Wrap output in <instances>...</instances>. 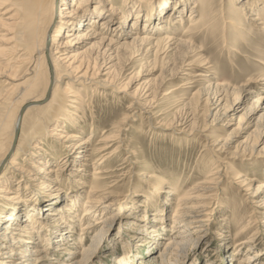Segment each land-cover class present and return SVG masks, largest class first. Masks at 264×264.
<instances>
[{
	"label": "bare ground",
	"instance_id": "bare-ground-1",
	"mask_svg": "<svg viewBox=\"0 0 264 264\" xmlns=\"http://www.w3.org/2000/svg\"><path fill=\"white\" fill-rule=\"evenodd\" d=\"M189 1L119 0L117 5V0H0V80L4 78V81L12 83L8 91L0 94V257H8L6 260L0 259V264H47L50 258L46 245L54 239L58 242L63 236L73 234L74 241L77 239V232H73L77 229L80 232L85 230L81 237L93 227H99L94 237L105 230L104 225L109 220L106 214L114 204L105 201L113 196L110 190L112 185L107 181L112 170L105 165L117 149L116 146L112 147L116 139L113 135H103L93 144L90 135L94 129L91 127L89 136L82 137L78 134L83 131L79 125V97L73 88L89 84L101 72L105 79L99 81V84L111 82L108 76L120 61L125 63L137 56L139 59H146L151 55L160 57L170 53L180 59V65L174 68L176 70L172 74L180 78V86L185 87L196 82L195 78L202 76L204 71L206 74L210 73L205 74L208 76L206 91L212 94L207 101L212 106L209 105V110L214 112L213 120L222 121L218 126L229 125L234 119L233 115L240 105L227 103L228 89L212 83L210 76L213 68L208 64L207 58L203 57L202 45L194 42L195 32L199 33L214 26L210 14L214 0H193L187 15L180 14L184 13L183 7ZM236 2L240 5L233 7V15L238 16V20L227 18L223 23L233 25V38L236 40L234 44L237 45V38H246L243 35L247 32V16L250 25L264 30V0H233V3ZM179 11L175 18L174 13ZM185 20L188 21V26L178 34L177 29ZM141 21H144L143 27ZM128 22L130 23L127 25ZM145 27L151 31L141 35ZM65 28L68 29L63 31ZM161 31L164 34L158 36ZM27 42L31 44L30 50L20 44ZM78 49L82 50L78 52ZM235 50L237 53L236 47H233V51ZM21 51L22 54L27 53L26 60L16 57V53ZM20 66L22 68L19 70ZM23 68L25 70L21 73ZM200 69H203L202 73L199 72ZM163 81L165 78L161 76L160 82ZM158 88L156 86L155 90ZM135 92L130 97L133 99L132 103L140 109H143L142 103L153 99L150 89H147L146 93H149L145 96L149 98L144 97L141 100L143 102L134 97ZM263 100L264 96L259 95L253 105L239 116V128L242 127L241 122L245 117L247 119L243 123L249 126L255 119L257 110L263 111L260 116L264 118ZM11 108H14L12 113ZM230 110L233 111L232 114H228ZM76 128L80 130L70 131ZM260 131L258 133L262 135L260 143L263 148L264 127ZM74 140L78 142L71 146V141ZM51 142H55V145H48ZM211 143L214 148L218 146L216 151L229 147V143L225 140L221 142L217 138L212 139ZM59 146L65 148V156L54 165L55 161L60 160L59 152L55 154ZM229 156L232 157L233 152ZM25 162L27 168H24ZM65 165L70 166L73 177L69 178L74 179L70 184L75 188L83 186L81 184H86L87 180L92 182L82 208L78 199L80 200L83 193H69L64 199L61 188L55 186L62 181L60 177L64 174L61 171ZM53 166L57 168L54 170ZM31 171H34L33 178ZM17 176L24 181L20 190ZM205 177L190 189H184V184H173L170 194L176 195L177 205L172 215L171 227L175 230L171 228L173 237L166 239L164 249L159 254L165 262L171 263L175 256H180L190 243L198 239L195 240L194 236L201 231V217L205 214L203 211L206 207L201 200L208 191L219 188L229 178L234 180V184L241 186H246L250 180L243 178L238 171L233 173V166L225 169L217 165L215 171L211 170ZM31 187H40L38 191H47L38 195L39 198L37 195L33 196L38 199L39 204L44 205V209L41 208L42 215L44 213L48 220H53L54 227L48 226L49 222L45 225L39 220L40 207L37 204H33L27 210L28 214L23 215L22 208L27 206L24 193H32ZM158 187L161 189L163 185L159 183ZM258 191H264V184L258 187L256 192ZM249 196L253 202L257 198V194ZM3 199L6 204L2 202ZM166 199L163 204H169L170 199ZM137 202H134L135 205ZM117 203L119 208H124L125 201L118 199ZM135 205L132 202L131 209ZM3 209H8V213L3 214ZM154 217L159 219L151 221V232L153 228L166 231L165 223L160 220L162 215ZM61 223L64 225L61 226ZM34 238L39 245L29 248ZM69 240L67 237L66 246L62 250L67 249ZM251 242L246 237L240 244H244L246 251H250L253 246ZM6 249L9 250L5 251ZM75 252L80 256L58 264H85L89 247L83 245L80 251ZM4 254L6 257H3ZM256 254H259V250L255 251L254 256ZM252 258L256 263V258ZM248 259L246 257L245 261L240 262ZM125 261V255L120 256V262L126 264Z\"/></svg>",
	"mask_w": 264,
	"mask_h": 264
},
{
	"label": "rangeland",
	"instance_id": "rangeland-1",
	"mask_svg": "<svg viewBox=\"0 0 264 264\" xmlns=\"http://www.w3.org/2000/svg\"><path fill=\"white\" fill-rule=\"evenodd\" d=\"M192 1L183 7L184 13L175 12V18L179 13L187 15ZM235 5L239 6L240 3H233V0H214L210 11L214 26L194 33V42L202 45L203 57L207 58L211 69H215L210 76L212 83L228 89L227 103L234 102L235 106L240 105L229 125L219 127L222 121L219 123L212 118L214 112L209 110L212 106L207 101L212 94L206 91L208 84L206 72L202 73L203 69H200L202 76L195 78L196 82L185 87L180 86V78L172 76L176 70L174 68L180 65V59L170 53L160 57L151 55L146 59H139L137 56L125 63L120 61L116 65L117 68L108 76L111 82L100 85L99 81L105 79L101 72L95 75L89 84L84 86L76 84L78 87L72 89L79 97L77 104L81 116L79 125L83 132L78 134L82 137L89 136L90 129L93 128L94 132L90 135L93 144L103 135H113L116 139L112 147L116 146L117 149L105 165L107 169L112 170L107 181L112 185L110 190L113 195L105 201L114 204L109 207L106 214L109 220L104 225L105 230L97 233L95 237L94 234L99 227L91 228L83 237L81 234L85 230L82 232L75 230L73 233L77 232V239L74 241V235L70 234L71 236L58 239V242L54 239L47 244L46 252L50 258L47 264L69 262L73 257H79L80 254L75 251H80L83 245L89 247L85 264H122L120 256L123 255L127 259L124 262L126 264H264V191L256 192L258 187L264 184V147L262 148L263 144L260 143L262 135L258 133H261L260 130L264 127V118L260 116L263 111L257 110L255 119L249 126L243 123L247 119L245 117L241 122L242 127L241 125V128L238 127L239 116L253 105L259 95L264 96L262 90L264 30L260 28L258 30L250 25L247 16L246 24L244 23L247 32L243 35L246 38H237L238 44H234L236 40L233 38V25L223 22L227 18L238 20V16L233 15ZM142 23L144 21H141V27ZM186 26L188 21L185 20L177 29V33L179 34ZM149 29L143 28L141 35L150 32ZM160 33L158 36H162L164 31ZM20 44L30 50V42ZM233 47H236L237 53L236 50L233 51ZM17 56L26 60L27 53L22 54L21 51L16 53ZM21 68L20 66L19 70ZM24 70L25 68L21 73ZM161 76L165 78L162 83ZM11 84L1 78L0 94L8 91ZM156 86L159 88L155 90ZM147 89H150L152 93L150 96H153V99L148 103H142L143 109H140L138 105L132 103L131 93L136 91L134 97L140 98L139 102H143L141 100L149 93H146ZM12 112L14 108H11ZM232 113L231 110L228 112ZM79 130L76 128L70 131ZM215 138L221 142L225 140L229 147L216 151L215 148L218 146L214 148L211 143ZM77 142L78 140L71 141V146ZM205 142L207 145L203 147ZM48 145H55V142ZM65 152V148L59 146L55 154H59L60 160L55 161L54 165L63 160L61 158L65 156ZM231 152L232 157L229 156ZM217 165L225 169L233 166V173L238 171L243 178L250 179L248 180L250 186L236 185L234 180L229 178L219 188L208 191L201 200L205 202L206 207L203 211L205 214L201 217V231L196 232L194 236L195 240L198 239L190 243L180 256H175L171 263L165 262L159 254L164 249L166 239L173 237L172 215L177 205L176 195L170 194L173 184L178 183L181 186L184 184V189H190L197 182L203 181L211 170L214 172ZM24 168H27L26 162ZM53 168L55 170L57 167ZM6 172L8 173V170ZM61 172L64 174L60 177L62 181L55 186L61 188V196L64 199L72 193H83L80 200L78 199L82 208L91 180L81 184L83 186H79L80 188H75L70 184L74 180L69 178L73 177L70 166L65 165ZM31 173L33 178L34 171ZM16 179L20 190L23 178L17 176ZM159 183L163 188L158 187ZM31 188L32 193H24L27 206L25 205V209L22 208L23 215L28 214L27 210L33 204H37L40 207L39 220L45 225L49 222L48 226L54 227L53 220H48L44 213L42 215L41 208L44 209V205L39 204L38 199L33 196L34 194L38 197L47 191H38L40 187ZM25 191L26 189L23 192ZM250 194H257L254 202L251 201ZM116 195L118 197H115ZM166 198L170 199L169 204H163ZM118 199L125 201L124 208L117 206ZM135 201H138L136 205ZM2 202L7 203L4 199ZM132 202L136 206L133 209ZM3 210V214L8 213V209ZM155 215L157 217L162 215L160 220L165 223L166 231L153 228L151 232V221L157 219ZM63 225L61 223V226ZM67 237L70 238L68 241L70 244L67 245V249L62 250V247L66 246ZM246 237L252 240L253 246L250 251H246L247 247L240 244ZM32 241L33 244L29 248L39 245L35 238ZM257 250L259 254L254 256ZM1 257L0 259H8ZM3 257H6V254ZM246 257L249 258L248 261L240 262L245 261ZM252 257L256 258V263Z\"/></svg>",
	"mask_w": 264,
	"mask_h": 264
}]
</instances>
